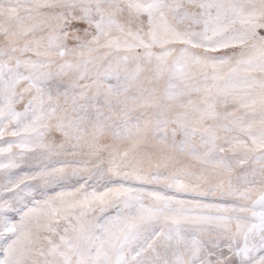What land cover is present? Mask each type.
Segmentation results:
<instances>
[{"label":"snow or ice","instance_id":"1","mask_svg":"<svg viewBox=\"0 0 264 264\" xmlns=\"http://www.w3.org/2000/svg\"><path fill=\"white\" fill-rule=\"evenodd\" d=\"M0 264H264V0H0Z\"/></svg>","mask_w":264,"mask_h":264}]
</instances>
